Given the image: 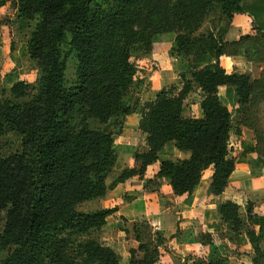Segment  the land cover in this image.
I'll return each instance as SVG.
<instances>
[{"label": "trees", "instance_id": "trees-1", "mask_svg": "<svg viewBox=\"0 0 264 264\" xmlns=\"http://www.w3.org/2000/svg\"><path fill=\"white\" fill-rule=\"evenodd\" d=\"M174 4L167 1L163 6L161 0H16L18 19L32 23L27 50L40 68V79L36 93L27 101L12 103L0 94V135L17 132L23 142L22 152L0 158V208L10 206L0 248L13 247L0 264H73L68 257L69 234L102 228L118 209L85 211L79 206L104 197L134 175L145 174L169 141L192 151L188 159L160 162L156 176L167 179L176 195L191 194L211 166V193L225 191L236 163L230 156L234 122L219 88L235 87L239 105H249L264 83V71L261 79L253 80L249 74L211 64L191 70V79L178 94L163 88L146 104L140 119L147 146L134 155L139 167L124 169L112 184L106 181L118 159L112 133L93 129L89 122L96 118L107 124L137 109L138 100L131 103L127 98L137 71L131 61L134 45L142 44L150 51L155 34L174 32L176 50L193 56L198 42L193 35L214 4L229 23L236 13L248 14L253 32L229 41L223 39L226 29L219 35L208 31L201 39L211 44L209 51L217 59L243 53L249 62L264 63V0H179ZM176 11H180L179 18H175ZM155 16L161 17L163 28L153 29ZM67 39L69 50L64 53L62 44ZM69 53L75 55L77 64L75 81L67 87L65 59ZM196 84L204 92L203 115L184 117V101ZM28 89L29 83L20 80L10 91L21 98ZM255 133L254 149L264 156V132ZM246 206L247 217L256 222L254 202ZM221 216L232 223L234 231L243 225L240 205L233 200L223 202ZM263 230L248 232L256 252L254 264H264ZM136 233L139 250L145 254L142 263L154 264L160 255L159 244L151 249V239L143 240ZM77 247L90 261L120 264L112 247L94 239Z\"/></svg>", "mask_w": 264, "mask_h": 264}, {"label": "crops", "instance_id": "crops-1", "mask_svg": "<svg viewBox=\"0 0 264 264\" xmlns=\"http://www.w3.org/2000/svg\"><path fill=\"white\" fill-rule=\"evenodd\" d=\"M11 3H13L15 18L18 19L16 0H0V11H5ZM251 32H253L252 18L248 14L236 13L227 25L223 39L232 41ZM175 37L174 32L157 33L153 36V46L150 51H146L145 48L136 52L131 51V61L137 68L134 80L139 82V85L134 88L138 100L137 109L129 115L111 119V121H121L125 124L124 133H131L135 129L141 131L139 123L146 104L156 99L163 88L174 84L177 90H173V94H176L182 90L184 83L191 79V69H189L192 65V60L189 58L191 56L176 50ZM211 55L212 61L209 65L219 64L228 72L249 74L253 80H259L262 77L264 63L249 62L243 53L237 56H221L219 59L214 54ZM193 69L195 68L192 67ZM219 95L231 111L233 106L238 109L237 119L235 120L234 116L232 118L234 124L239 126V129L232 133L230 140V156L236 161L235 169L223 193L214 195L210 191L214 174L213 166L203 171L201 182L191 194L176 195L167 179L157 178L156 173L162 160L177 161L188 159L192 155L191 150L177 148L175 141L167 142L159 152L157 162L148 165L145 174L134 175L118 183L113 189L116 193H128L131 200L127 205L119 204L120 201L116 202L117 211L108 217L106 225L101 230L107 233L112 232L114 236H117L119 233H124L121 229L124 223L123 218L136 217L137 214L146 216L150 223L164 234L166 244L173 250H161L154 264H215L208 258H220L231 252V248L225 243L232 242V235L235 234L237 237L233 246H239L241 243V249L246 250L250 257L242 254L231 256L229 259L236 264H249V257L250 264H254L256 252L248 232L255 230L251 228L247 233L243 229L234 231L232 223L222 218L221 206L226 200L237 202L240 205V211L244 214L241 215L243 225L250 224L246 206L248 201L254 202L255 211L259 217L264 215V156L254 149L257 145L256 133L245 119L243 109L246 105H239L235 87L220 86ZM203 97L204 92L201 87L194 85L184 101L182 115L193 117L186 113H194L192 106H195L198 113L196 117H201L203 114L200 102ZM196 100L197 104H194ZM198 109H200L199 112ZM233 140L236 143L234 146ZM249 148L252 150L243 154ZM134 165L139 167L138 162ZM251 222L254 226L258 225V229H262L260 223ZM222 232L226 235H221ZM204 234H210V242L202 240ZM103 245H108L117 252L120 264H127L130 257L129 249H137L136 243L131 244L125 253L119 251V244L115 241H108ZM138 252L144 259V252L140 250Z\"/></svg>", "mask_w": 264, "mask_h": 264}, {"label": "rangeland", "instance_id": "rangeland-1", "mask_svg": "<svg viewBox=\"0 0 264 264\" xmlns=\"http://www.w3.org/2000/svg\"><path fill=\"white\" fill-rule=\"evenodd\" d=\"M163 6L167 1L177 3L179 0H161ZM174 4V5H175ZM163 10V9H162ZM180 11H176L175 18H179ZM229 22L222 17L220 13L219 7L214 4L210 12L205 16L204 20L199 29L196 30L193 37H196L197 42V50L196 53L189 57L192 60V65L189 69L192 70V67L195 69H201L203 67H207L209 63L212 61V52L209 51L211 47L210 43L202 42V34H206L208 31H213L215 35H219L224 32L227 28ZM165 26L161 17L155 16L152 21L153 29L163 28ZM32 23L28 21H24L21 19H16L13 11V3L10 4L9 7L5 9V11H0V94L1 97L5 101H10L12 103H20L23 101L29 100L37 91V87L40 79V68L37 63L32 60L28 54L27 43L30 38ZM205 40H207L205 38ZM68 39L62 44L63 52L66 53L69 50L67 45ZM145 47L142 44L134 45L131 49L132 52L139 51L144 49ZM66 62V86H71L75 81V71H76V57L73 53H69L65 59ZM133 62V61H132ZM20 80H25L29 83V89L27 94L24 97L17 98L15 97L11 91V86ZM139 85L137 80H134V84L128 89L127 98L132 103L137 97L135 96L134 88ZM173 94V90H177L176 85H169L167 87ZM178 94V93H176ZM173 94V95H176ZM194 104H197L194 102ZM188 106V105H187ZM189 107V106H188ZM194 113H186L188 116L195 117L197 113V109L195 106ZM200 109H198L199 112ZM237 108L235 106L232 107V116L234 119H237ZM245 113V119L251 128L256 132L259 130L260 132H264V83L258 88V91L253 96V99L249 105H246L243 109ZM90 125L93 129L103 130L107 129L111 131L113 136V146L117 152V162L113 168V170L107 175V183L112 184L119 175L123 172L124 169L127 168H138L135 166L134 155L136 152H142L146 149L147 146V135L138 129H135L131 133H124L125 124L121 121H111L109 123H101L96 118L89 119ZM239 129V126L234 124L235 133ZM233 146L236 145L235 141H232ZM23 150V142L22 136L17 132H7L0 135V158L6 157L13 153L22 152ZM163 155V154H162ZM115 187V186H114ZM114 187L108 190L107 194L104 197L96 198L89 202H86L79 206V209L85 211H93L104 207L116 206V202L120 201L119 204L127 205L129 203L130 195L128 193H116L114 192ZM10 206L0 208V235L3 233L7 214ZM241 212V211H240ZM138 215V214H137ZM132 218H123V225H121L122 232L119 235L114 236L112 232L107 233L101 228L99 229H91L86 233H70L69 238L71 240V248L68 253L69 259L73 262V264H99L98 262H93L88 259L85 254H82L78 250V244L88 239H94L101 244H105L108 241H115L119 244V251L125 253L127 248L131 244L136 243L137 249H135V253L130 252V257L127 264H143L142 258L139 254V245L140 241L137 239L136 230L140 232V236L143 240H148V237L151 239V249L155 244H159V249L166 251H173L172 248L166 244V238L163 233L157 234L156 227L150 223V220L146 216L138 215ZM241 215H244L241 212ZM255 221L260 223L262 228L264 229V215L256 218ZM250 224L245 223L240 229L246 231V233L252 229L259 233V226H254V223L249 221ZM249 229H248V228ZM240 231V230H239ZM264 231V230H263ZM226 233L222 232L221 235ZM257 234V233H256ZM148 236V237H147ZM220 236V235H219ZM232 242L225 243L232 250L227 255L220 257V259L209 257L208 260H212L213 263L218 264H236L229 259L231 256H240L242 254L248 255L250 254L246 250L241 249L240 245H234V241L236 240V234L232 235ZM204 240H209L211 237L202 236ZM229 237V236H228ZM226 236V238H228ZM130 239V241H129ZM230 239V237L228 238ZM136 241V242H135ZM124 243L125 245L123 246ZM122 248V249H121ZM13 249L12 246L7 248H0V262L5 259L8 253ZM161 253V252H160ZM140 256V258H139ZM248 257V263L250 264V258ZM213 258V259H212ZM133 260V261H131ZM204 261V259H200ZM199 260V261H200ZM219 260V261H218ZM157 261V259H156Z\"/></svg>", "mask_w": 264, "mask_h": 264}]
</instances>
